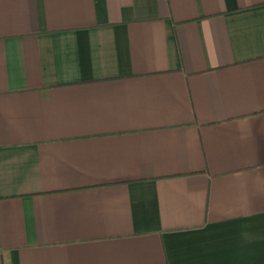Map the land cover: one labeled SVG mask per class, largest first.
I'll return each instance as SVG.
<instances>
[{
  "label": "crops",
  "instance_id": "obj_1",
  "mask_svg": "<svg viewBox=\"0 0 264 264\" xmlns=\"http://www.w3.org/2000/svg\"><path fill=\"white\" fill-rule=\"evenodd\" d=\"M0 264H264V0H0Z\"/></svg>",
  "mask_w": 264,
  "mask_h": 264
}]
</instances>
